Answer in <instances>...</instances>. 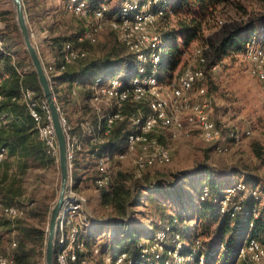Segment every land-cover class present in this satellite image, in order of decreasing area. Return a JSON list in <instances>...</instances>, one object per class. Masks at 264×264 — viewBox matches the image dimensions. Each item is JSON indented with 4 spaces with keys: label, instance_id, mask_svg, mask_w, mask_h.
<instances>
[{
    "label": "built area",
    "instance_id": "built-area-1",
    "mask_svg": "<svg viewBox=\"0 0 264 264\" xmlns=\"http://www.w3.org/2000/svg\"><path fill=\"white\" fill-rule=\"evenodd\" d=\"M66 10L83 21L84 30L76 38V42H65L61 54L56 61L44 63L45 72L51 84L55 87L56 77L63 73L67 66L85 57L87 53L78 48L77 44L89 42L95 44L97 36L104 26H108L117 40L124 45L136 59L134 72L130 75L116 73L109 77L96 79L91 85L89 107L99 115L98 134L94 133L90 122L86 119L82 127L88 135L87 142L78 141L68 136L69 161L72 165L75 150H81L86 144L98 146L105 142L117 121L126 119L132 130L127 135L121 151L112 153L105 149L95 159L97 177L94 185L107 194L113 191V179L109 173V164L114 159L133 157L135 171L166 165L171 160L170 149L166 144L158 143L154 134L163 130L169 139L190 138L193 133L201 142L212 146L218 154L227 153L230 144H239L251 136V130L238 129L218 125L212 119L213 101L207 94L206 73L204 68L185 67L177 75L175 82L165 84L162 75L157 74V67L161 61L163 48L162 35L158 31L157 22L167 11L163 0H123L120 7L110 12L108 5L101 2L96 6L91 0H63ZM243 60L250 65L251 73L264 86V31L252 32L244 44ZM0 56L10 64L11 69L0 71V88L11 77L21 78L28 70L19 68L15 64V54L5 49L0 39ZM194 56L199 65H207L204 50L196 49ZM58 61V64H56ZM164 86V87H163ZM80 88V80L72 83V94ZM5 96L0 90V102ZM13 98L12 100H15ZM20 100L36 123L39 139L47 149V153L57 157V145L54 129L50 119V112L44 100L36 98L34 91L22 89ZM145 104L148 111L138 109L127 116L123 113L125 104ZM65 125V119L62 115ZM6 123V114L0 115V128ZM7 156V150L0 147V174L2 164ZM72 170H73V166ZM238 193L242 198L259 199L258 189L245 186L244 179L227 187L218 197V213L229 214L231 218L243 214L244 207L231 203V199ZM210 197L207 186L202 187L198 196L194 197L191 207L198 205ZM216 200V199H215ZM18 205H4L0 196V214L9 220L22 218L26 211ZM249 215V227L257 218L256 209L244 212ZM180 222L173 218L169 224L154 232L148 239L138 243L139 254L132 257L127 253L103 254L106 264H204V249L202 239L194 237L192 244L182 240L178 232H171L173 226ZM186 221H184L185 223ZM97 221L87 212L86 198L74 188L71 181L70 190L58 216L57 234L55 240L56 264H93L92 259L100 255L97 245L88 248L86 236L93 229ZM190 223V221H189ZM195 222L193 227H197ZM193 230V229H192ZM191 230V233L194 231ZM207 240V239H206ZM186 245L189 249L186 250ZM17 244L0 249V264H13L16 256ZM223 244L218 251L223 250ZM237 262L243 264H264V244L251 236L247 231L237 249Z\"/></svg>",
    "mask_w": 264,
    "mask_h": 264
},
{
    "label": "trees",
    "instance_id": "trees-1",
    "mask_svg": "<svg viewBox=\"0 0 264 264\" xmlns=\"http://www.w3.org/2000/svg\"><path fill=\"white\" fill-rule=\"evenodd\" d=\"M163 1L166 2L168 9L157 22V28L162 35L163 41L161 61L157 67V74H164L167 80H170L174 77L176 79L177 75L183 70V68L181 69L183 56L191 45L199 40L204 27L210 22H217L218 9L236 0ZM101 2H105L110 12H114L120 7L123 0H91L93 6ZM1 16L7 23L6 14L3 13ZM71 16L76 18L73 15ZM261 20L264 22V18L253 19L226 31L217 45L212 47L215 61L219 62L227 56L242 54L244 44L251 33L264 31V26L257 28ZM83 30L84 24L83 28L77 25L74 29H63L60 35L46 41V46L53 53V58L58 59L62 45L67 41L76 42V38ZM0 39L4 41L5 49L8 51L14 54L21 51L26 55L22 48L16 51L13 50V48H17L22 43L16 25L8 22L6 31L0 34ZM91 45L87 41L77 44L78 48L86 53ZM99 54L96 57L86 55L73 64L68 65L66 70L56 77L55 87L53 88V93L61 112L65 97L68 99L75 98V95L72 94L73 81L76 79L80 80L81 90L76 100L78 101L79 99L85 108L93 112L87 120L96 134L100 132L98 129L99 115L88 105L92 83L98 78L109 77L116 73L130 75L134 72L136 66L135 56L117 40L113 32L110 33V39L103 45ZM165 54V62L163 63ZM56 64H58V61ZM15 65L19 68L28 66V71L21 78L11 77L7 79L0 88L5 96L4 101L0 102V111H4L2 114H6V123L0 128V147L5 148L7 154L14 157L16 168L23 173L32 164H54L57 157L47 153L45 145L38 137L36 123L20 100V92L23 88L34 91L36 98L43 100L36 74L26 58L20 59ZM7 67L8 70L11 69L9 63H7ZM60 87L62 89H59ZM13 98L16 99L12 100ZM138 109L145 113L148 111L145 104L127 103L124 105L123 113L130 116ZM64 119L68 136L84 143L87 142L89 138L86 130L82 127V123L86 119L82 118L80 123L74 127L71 126L70 120ZM131 130L132 128L126 119L117 121L110 135L105 138V142L97 147V151L96 146L92 145H89L86 151H74L72 181L76 190H78V185L83 181V167H86L91 161L95 162L93 155L98 158L105 149H109L112 153L121 151L125 139ZM250 147L258 160H264V145L254 141L250 144ZM4 163L5 160L2 167ZM248 168L242 166L232 169L228 174H221L209 167H205L203 171L196 173V182L191 181V173H180L179 176H175L171 181L157 178L156 182L154 184L150 182V185L139 181L129 185L126 174L119 172L113 180L112 193L107 194L102 190V197L104 199L103 204L112 209L113 216L117 220L114 223L116 227L118 226V229L120 228L121 234L120 238L103 239L104 241L101 242V245H97L100 251V255L97 257L101 258L100 262L103 263V254L124 252L132 257H137L139 254V240L151 238L154 232L163 229L175 217L180 222L173 226L171 232H178L182 236V240H186L190 244H192L194 237L202 239L204 264H243L242 262H237V249L247 231L250 230L251 236L264 244V181ZM97 175V170H94L91 177L87 178V180L93 181ZM1 178L2 174H0V196L2 202L4 205H15L4 200L7 197L8 190L2 188ZM182 178L190 180L191 188L197 196L200 194L202 187L207 186L209 189V198L200 201L195 207L190 206L191 213L196 215L195 222L198 224L197 227H190V213L188 217L181 215V213L172 215L166 211L164 203L158 197L161 195L165 200L174 202L175 198L179 197ZM242 178L246 187H256L258 189L259 199L242 198L243 193H238L231 199V203L241 204L244 207L243 214H237L234 218H231L228 213L219 214L218 197L227 187L234 185ZM143 196H148V205L152 211L154 210L156 219L151 222V229L147 233L140 235L137 229L138 226L134 224L135 220L132 217V210L139 205ZM191 202L192 199L190 204ZM251 209H256L258 216L253 220L252 227H249V215H245L244 212L251 211ZM48 214L49 206L42 202L37 207L31 208L26 217L19 221V236L13 264H34L31 259L35 255L36 244L44 240L46 232L42 227V223L46 221ZM29 220H35L39 226L34 225ZM184 221L186 222L184 223ZM191 230L193 231L192 233ZM91 234L93 233L90 232L86 236L88 248L91 247L89 244V240L92 237ZM221 244H223L224 249L218 251V247ZM185 249L188 250L189 245H186Z\"/></svg>",
    "mask_w": 264,
    "mask_h": 264
},
{
    "label": "rangeland",
    "instance_id": "rangeland-1",
    "mask_svg": "<svg viewBox=\"0 0 264 264\" xmlns=\"http://www.w3.org/2000/svg\"><path fill=\"white\" fill-rule=\"evenodd\" d=\"M23 4L32 42L36 45L44 63L56 61L57 58H53V53L46 46V41L60 35L63 29H74L77 25L83 28V21L71 16L66 10L63 0H23ZM3 13L6 14L7 23L11 22L16 25L15 12L11 2L0 0V34L6 31L7 25L2 18L3 16H1ZM217 15V22H210L205 26L199 40L194 42L189 50L185 52L181 69L185 67L204 68L207 94L213 101L212 119L218 125L232 127L239 131L251 130V136L239 144L234 145L231 143L227 153L218 154L209 145L201 142L195 133L188 139L171 140L167 133L161 130L155 133L154 136L158 143L166 144L169 147L170 162L166 165L147 168L138 173L134 168L133 157L114 159L109 164V173L113 180L119 172H122L126 174L129 185H133L137 181L150 185V182L154 184L157 178L171 181L180 173H191V181L196 182V173L203 171L205 167L221 174H228L234 168L245 166L249 167L248 169L264 181V160H258L250 147V144L254 141L264 145V86L251 73L250 65L243 60L241 54L227 56L217 62L212 51V47L217 45L226 31L253 19L264 18V0H236L221 6ZM262 26H264V22L261 20L257 28L259 29ZM111 32L108 26H104L97 36V42L89 46L87 56H99L103 45L110 39ZM20 41L22 42L21 36ZM19 45L20 47H18ZM19 45L13 50L23 49V42ZM196 49L204 50L208 61L207 65L202 67L198 64L194 56ZM26 55L21 51L16 53L15 63L17 64L22 58H26L30 62L28 55L27 57ZM165 57L166 54L163 63ZM27 67L22 68L28 70ZM7 70V61L0 56V71ZM162 80L164 83L166 82L165 84H172L175 82V77L168 79V81L163 74ZM80 90L81 88L78 89L74 99L65 97V102L61 108L63 117L70 120L72 127L78 125L82 118L88 119L93 113L85 108L79 99L76 100ZM3 112L0 111V114ZM88 147L89 145L86 144L81 147V150L86 151ZM83 168V181L78 185V191L86 198L87 212L95 221H102L93 225V234H91L89 244L101 245L103 239L120 238V228L118 229V226L116 227L114 223L115 218L112 209L103 204V191L94 185V180H87L96 170L95 162L91 161ZM1 180L2 188L8 190L7 197L4 200L26 209L25 216L14 221L0 214V249L5 251L11 243L15 242L17 244L19 221L26 217L31 208L37 207L43 202V204L49 206L50 212L51 207L54 205L60 186V171L57 159L51 165L32 164L22 173L16 168L14 157L7 154ZM180 184L179 197L175 198V204L171 200H165L161 195L158 197L164 203L166 211L172 215L181 213V215L188 217L190 213V227L193 228L196 215L191 213L190 200H193L197 195L192 190L189 179L182 178ZM252 188L255 189L256 187ZM147 197L143 196L139 205L132 210L134 224L138 226L137 229L140 235L147 233L151 229V222L156 219L154 210L152 211L148 205ZM129 210L131 211V209ZM48 218L49 214L46 221L42 223L45 232ZM158 221L160 222V220ZM29 222L38 225L35 220H29ZM46 236L47 232L44 240L36 244L35 255L31 259L34 264H45ZM139 241H142V239ZM117 247L119 248V246ZM100 261V257L92 259L93 264H106L104 261L103 263Z\"/></svg>",
    "mask_w": 264,
    "mask_h": 264
},
{
    "label": "water",
    "instance_id": "water-1",
    "mask_svg": "<svg viewBox=\"0 0 264 264\" xmlns=\"http://www.w3.org/2000/svg\"><path fill=\"white\" fill-rule=\"evenodd\" d=\"M9 1L11 2L15 12V21L23 42V49L28 55L32 69L36 74L43 100L47 104L50 112V119L54 129L57 145V162L60 171V186L57 199L49 212L44 254L45 264H55L54 247L57 234L58 216L66 200L72 181V165L69 161L68 134L66 133L60 109L45 72L43 59L40 56L36 45L32 42L23 0ZM100 222L102 221H97V223Z\"/></svg>",
    "mask_w": 264,
    "mask_h": 264
},
{
    "label": "crops",
    "instance_id": "crops-1",
    "mask_svg": "<svg viewBox=\"0 0 264 264\" xmlns=\"http://www.w3.org/2000/svg\"><path fill=\"white\" fill-rule=\"evenodd\" d=\"M61 88V87H60ZM212 148V146H210ZM3 173V167H2V171H1V174ZM92 233H93V230H92Z\"/></svg>",
    "mask_w": 264,
    "mask_h": 264
}]
</instances>
